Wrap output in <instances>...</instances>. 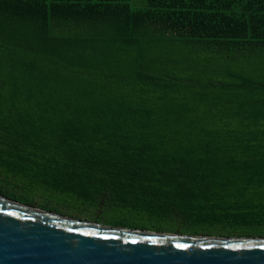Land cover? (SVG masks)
Wrapping results in <instances>:
<instances>
[{
  "label": "trees",
  "instance_id": "16d2710c",
  "mask_svg": "<svg viewBox=\"0 0 264 264\" xmlns=\"http://www.w3.org/2000/svg\"><path fill=\"white\" fill-rule=\"evenodd\" d=\"M264 0H0V196L112 227L264 238Z\"/></svg>",
  "mask_w": 264,
  "mask_h": 264
},
{
  "label": "water",
  "instance_id": "95a60500",
  "mask_svg": "<svg viewBox=\"0 0 264 264\" xmlns=\"http://www.w3.org/2000/svg\"><path fill=\"white\" fill-rule=\"evenodd\" d=\"M0 264H264V238L112 227L0 196Z\"/></svg>",
  "mask_w": 264,
  "mask_h": 264
},
{
  "label": "rangeland",
  "instance_id": "374dc122",
  "mask_svg": "<svg viewBox=\"0 0 264 264\" xmlns=\"http://www.w3.org/2000/svg\"><path fill=\"white\" fill-rule=\"evenodd\" d=\"M182 65L187 71H193L198 77L209 79L212 81H226L224 74L227 66L241 73L251 74L253 76H264V58L255 60H244L243 57H238L233 61H221L214 59H206L197 57L196 54L190 52L189 49H184L181 46H176V63Z\"/></svg>",
  "mask_w": 264,
  "mask_h": 264
}]
</instances>
